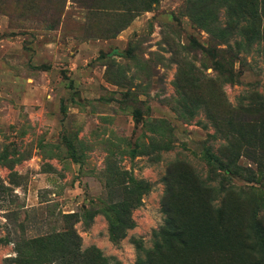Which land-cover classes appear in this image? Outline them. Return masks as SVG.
I'll return each instance as SVG.
<instances>
[{
	"label": "rangeland",
	"instance_id": "1",
	"mask_svg": "<svg viewBox=\"0 0 264 264\" xmlns=\"http://www.w3.org/2000/svg\"><path fill=\"white\" fill-rule=\"evenodd\" d=\"M263 29L264 0H0V264H139L167 182L196 234L153 261L251 264ZM214 155L234 174L218 228L197 181L216 184Z\"/></svg>",
	"mask_w": 264,
	"mask_h": 264
},
{
	"label": "trees",
	"instance_id": "2",
	"mask_svg": "<svg viewBox=\"0 0 264 264\" xmlns=\"http://www.w3.org/2000/svg\"><path fill=\"white\" fill-rule=\"evenodd\" d=\"M206 7V6H205ZM240 13H242V9L237 10ZM206 9L203 11V17L201 18L200 21H202L204 27L215 37L225 39L223 41H228L231 39L234 34L227 32H223L222 30L220 31L217 28H213L211 24L208 23V16L205 14ZM199 21V22H200ZM224 30V29H223ZM264 33V29L262 31ZM227 158L226 156H224ZM224 157L220 156H213L212 160H210V163L214 165L216 168L212 171L214 174V177L211 178V182H216V184L210 183L209 185L199 177L197 179L199 187L204 191H208V198L206 200V206L210 212V221H211V226H217L216 228L220 226H225L228 222V217L226 211V201L224 202V197L227 192V186L221 182L222 180H226L228 178H234L233 170L228 166L226 161H224ZM210 158V157H209ZM174 172V167L173 169L169 170L168 176L170 173ZM174 191V187L171 182H167V190H166V195L164 198V207H165V212L167 214L165 224L160 227L159 230L156 231V247L154 250H150L146 254V258H143V256L139 257L138 263L139 264H159L157 261H153L152 257L155 254V250L158 251L159 253L156 254H162L167 250L173 249V247L176 244H181L183 245H189L192 240L191 237L195 235L196 233L191 232V230L195 227L194 225V218L189 216L188 213L183 212L181 206L179 204H176L170 200V196ZM221 193V199L219 200L218 195ZM224 194V195H223ZM186 221H191V224L185 223ZM160 236V238H159ZM166 240V243L165 242ZM247 241V248L251 250V252L254 254V258L251 262V264H258L255 262L258 258L256 256L257 253L260 254V256L264 257V238L259 239V249L257 250L254 246V244H249L248 245V238L246 237ZM187 245V246H188ZM208 250V249H207ZM213 250V248H211ZM220 253V252H219ZM112 258H104V264H110V260Z\"/></svg>",
	"mask_w": 264,
	"mask_h": 264
}]
</instances>
